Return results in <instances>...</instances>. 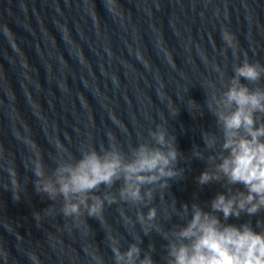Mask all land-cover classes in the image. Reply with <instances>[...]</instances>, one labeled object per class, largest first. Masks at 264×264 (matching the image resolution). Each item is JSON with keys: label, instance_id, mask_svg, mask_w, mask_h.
I'll return each mask as SVG.
<instances>
[{"label": "water", "instance_id": "95a60500", "mask_svg": "<svg viewBox=\"0 0 264 264\" xmlns=\"http://www.w3.org/2000/svg\"><path fill=\"white\" fill-rule=\"evenodd\" d=\"M245 58L264 64V0H0V264H32L30 255L38 264H94L86 248L114 264L109 234L122 250L139 243L141 257L151 252L166 264L162 232L186 224L193 204L212 211L218 193L243 190L198 177L222 142L206 82L218 96ZM257 83L264 87V77ZM158 125L174 137L177 175L163 190L153 186L147 206L118 198L105 204L103 223L73 219L63 215L62 198L37 190L36 160L50 174L68 153L79 158L112 142L130 156ZM206 135L217 137L215 151ZM122 183L96 194L118 196ZM185 205L188 217L178 214ZM150 207L162 231L145 233L137 219ZM216 215L257 231L264 222V209L226 221Z\"/></svg>", "mask_w": 264, "mask_h": 264}, {"label": "clouds", "instance_id": "9594fccd", "mask_svg": "<svg viewBox=\"0 0 264 264\" xmlns=\"http://www.w3.org/2000/svg\"><path fill=\"white\" fill-rule=\"evenodd\" d=\"M222 38L235 52L234 36L225 31ZM217 71L223 78L224 73L219 68ZM262 77L264 64L245 58L234 66L233 75L218 96L215 83L206 82L214 90L208 107L217 117L222 142L218 154L209 157L211 168L200 174L198 182L204 185L223 179L227 185H243V190L233 191L229 187L227 193H218L211 200L212 211L193 204L186 224L162 232L168 240L166 264H264V222L257 221V231L251 223L237 226L224 223L216 215L222 213L226 221L230 216H251L264 209V87L257 83ZM242 78L247 83H242ZM190 105L198 107L193 102ZM150 137V141L132 148L130 156L113 142L107 148L101 146L99 151L94 147L82 149L79 158L68 153L50 174L38 159L33 169L39 178L37 190L53 201L62 198L63 215L73 219L86 214L103 223L105 204L116 203L118 198L147 206L154 198L153 186L163 190L167 178L177 175L178 156L174 137L168 135L165 127L158 125ZM205 139L207 147L215 151L217 137L206 135ZM116 180L123 181L118 196L112 191L96 194L102 184L111 189ZM178 214L188 217V206ZM156 216L155 207H150L146 214L142 210L137 212L145 233L153 229L162 231L160 225L153 223ZM108 239L114 264H155L151 252L141 257L139 243H130L122 250L120 239L111 234ZM136 239L139 241V237ZM85 250L90 251L94 264H105L96 250ZM29 258L32 264H38L34 255Z\"/></svg>", "mask_w": 264, "mask_h": 264}]
</instances>
